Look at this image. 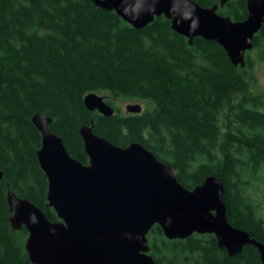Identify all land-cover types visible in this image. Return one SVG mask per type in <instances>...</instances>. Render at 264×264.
<instances>
[{
  "label": "trees",
  "instance_id": "16d2710c",
  "mask_svg": "<svg viewBox=\"0 0 264 264\" xmlns=\"http://www.w3.org/2000/svg\"><path fill=\"white\" fill-rule=\"evenodd\" d=\"M218 12L244 20L247 0H229ZM253 44L241 67L215 41L190 44L163 15L137 29L92 0H0V264H34L26 227L11 225L9 191L60 221L37 157L36 113L53 119L51 130L82 163L89 156L80 128L91 125L115 145L140 142L186 188L218 176L229 221L264 243V92L255 91L264 24ZM90 92L113 98L106 99L113 106L133 98L153 107L128 115L115 107L105 116L86 107ZM148 239L158 264H263L255 246L231 256L210 233L169 239L156 224Z\"/></svg>",
  "mask_w": 264,
  "mask_h": 264
},
{
  "label": "water",
  "instance_id": "95a60500",
  "mask_svg": "<svg viewBox=\"0 0 264 264\" xmlns=\"http://www.w3.org/2000/svg\"><path fill=\"white\" fill-rule=\"evenodd\" d=\"M92 1L116 11L137 29L163 15L190 44L196 37L215 41L241 67L246 66V53L264 24V0H247L248 15L239 21L218 12L229 0L212 6L195 0ZM84 102L89 110L115 114L105 95L90 92ZM126 108L131 113L142 111L140 103ZM52 120L41 113L32 116L42 135L37 157L48 178V205L60 221L49 220L35 203L12 191L7 197L12 227L25 226L28 231L26 250L34 264H158L148 239L156 224L169 239L214 234L219 247L231 256L253 245L264 264V243L229 221L221 178L209 175L195 188H186L176 169L140 142L115 145L91 125L80 128L89 156V162L82 163L51 130Z\"/></svg>",
  "mask_w": 264,
  "mask_h": 264
},
{
  "label": "rangeland",
  "instance_id": "374dc122",
  "mask_svg": "<svg viewBox=\"0 0 264 264\" xmlns=\"http://www.w3.org/2000/svg\"><path fill=\"white\" fill-rule=\"evenodd\" d=\"M255 72H256V76H257V84L255 86V91L257 92H264V63L263 62H256L255 65ZM109 100H112L113 98H106ZM114 101V106L113 107H118L117 112L121 115H128L131 114L128 110H127V105L130 103H140L144 109L147 108H152L153 104L151 102H144V101H139L133 98H120V99H115ZM264 214V212H263ZM264 216V215H263Z\"/></svg>",
  "mask_w": 264,
  "mask_h": 264
}]
</instances>
